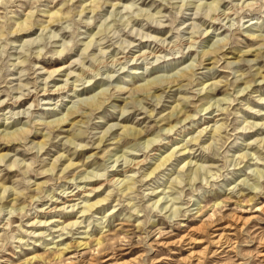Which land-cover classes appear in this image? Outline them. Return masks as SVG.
<instances>
[{"label": "clouds", "instance_id": "clouds-1", "mask_svg": "<svg viewBox=\"0 0 264 264\" xmlns=\"http://www.w3.org/2000/svg\"><path fill=\"white\" fill-rule=\"evenodd\" d=\"M69 261L264 264V0H0V264Z\"/></svg>", "mask_w": 264, "mask_h": 264}, {"label": "rangeland", "instance_id": "rangeland-1", "mask_svg": "<svg viewBox=\"0 0 264 264\" xmlns=\"http://www.w3.org/2000/svg\"><path fill=\"white\" fill-rule=\"evenodd\" d=\"M243 215L247 216V215H250V213L245 212V213H243ZM213 216H215V213H213ZM224 223H227V222L225 221ZM252 223L255 224V221H252ZM219 226H220V225H218V227H219ZM189 227L193 230V235L196 236L197 233H196L195 229L198 227V225H196V224H191V225H189ZM175 238H176V236L172 237V239H175ZM199 247H200V246L197 245V248H199ZM210 251H211V249H210ZM181 255H186V253L178 252V251L176 250V248H175V245H173V255H172L171 258H172V259H176L178 256H181ZM68 264H73V262H72V261H69Z\"/></svg>", "mask_w": 264, "mask_h": 264}]
</instances>
